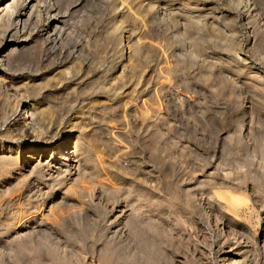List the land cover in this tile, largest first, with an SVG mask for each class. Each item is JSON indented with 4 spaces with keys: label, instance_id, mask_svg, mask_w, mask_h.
Returning <instances> with one entry per match:
<instances>
[{
    "label": "rangeland",
    "instance_id": "obj_1",
    "mask_svg": "<svg viewBox=\"0 0 264 264\" xmlns=\"http://www.w3.org/2000/svg\"><path fill=\"white\" fill-rule=\"evenodd\" d=\"M50 2L62 33L2 67L0 155L22 163L0 174V264H264V0H145L138 26L118 0ZM137 35L164 57L131 78ZM21 99L52 143L68 130L75 169L24 159L46 135L22 131Z\"/></svg>",
    "mask_w": 264,
    "mask_h": 264
},
{
    "label": "bare ground",
    "instance_id": "obj_2",
    "mask_svg": "<svg viewBox=\"0 0 264 264\" xmlns=\"http://www.w3.org/2000/svg\"><path fill=\"white\" fill-rule=\"evenodd\" d=\"M143 2H145V0H118V2H116V8L117 9L119 8L118 14L120 15V18L125 19L128 22L130 21V23L133 24V26L134 25L135 26L140 25L141 19L139 16H137L135 14V12L133 11V8H135V7L140 8V6L142 5ZM152 4L153 3L151 2L148 4V7H146L147 12H150L153 9L154 6ZM53 6L54 5H53V3L50 2V0H45V1L44 0H0V82H2V80H3L2 67L5 66V64L8 61L10 54H12V53H10L11 50H12V52H15V51L20 52L21 50H24L23 49L24 47L26 48L27 44L34 41L35 38L37 39L38 37H42L45 35V37H44V38H46L45 40H48L53 35H59L58 33L61 32L60 24L63 22L62 21L63 17L60 16L58 12H56V10L53 8ZM43 10H44L45 15H46V17H45L46 21H45V26L42 27V26H40V21H41V15H42ZM136 13H138V12L136 11ZM129 26H131V25H129ZM190 26H192V24ZM133 29H136V28H133ZM116 31H117V29L114 31V33H117ZM112 33H113V31H112ZM17 36H18V38H17ZM145 39H143V37H141V36H138L136 39H134L130 36H128L125 39L122 36L119 39V42H121V45L123 48V52H124V54H126L127 58L125 61H122V59H121L118 67H120L121 70H123V71H127V73L129 74V76L131 78H133V77H135V75H137V71H139V72L142 71L141 72L142 74H140V76H143V73L144 74L146 73L147 68L146 67L144 68V66H143V60L145 61V59H143L144 57H147L148 55L150 56V54L152 56L154 53H155L156 57H164V55H161L162 51L160 49L156 48V46H154V44H152L153 42L149 43L148 39H146L147 41ZM114 44H116L115 46H117V48H118V42H116ZM126 47L129 48V50H130L129 53H128V50L126 51ZM110 48H111V46H110ZM113 50H114V48H113ZM80 56H81V53H80ZM139 68H142V69L140 70ZM128 74L126 76H128ZM18 97H19V95H18ZM16 108L23 110L24 118L18 120L19 125H21L22 131L25 132L27 127H30L31 131L34 133L33 136H37V138H39L38 137L39 133L40 132L42 133L43 131L45 133L42 136L44 137L46 135L44 137L45 142H46L45 147H34V148L30 149V145L28 142L21 144V146H18L19 150H23L25 152V155L27 154L24 159L25 160L27 159V161H29V162L30 161H36V159H34L35 158L34 156L38 155V159H39L41 154L44 153V151H46V150H51V153H52V152L58 151V149H62L65 153V157L63 158V163H64L65 167L69 171L75 169L76 166L74 167V163H73L74 159L70 157L71 153L68 154V152H67V151H69L68 149H69L70 145H72L71 144L72 137L68 135V133H67L68 130H66V129L62 130L64 134L61 135L56 140V142L52 143L50 141L51 137L49 135H50V133H52V126H54V125L48 119L43 118V116L45 115V112L43 115L42 111L39 110L40 108L31 104L28 99L18 100V102L16 104ZM15 113H16V111H15ZM50 118H51V115H50L49 119ZM57 133H58V131L56 132V134ZM29 137H31V136H29ZM48 139H49V141H48ZM1 154H3V155H0V174H1L2 170L5 167H7V165L9 166V164L12 163L11 157L7 155L8 154L7 152L3 151ZM73 155H74V153H73ZM40 159H41V157H40ZM42 160H44V158H42ZM47 161H50V160H47ZM21 163H22V161L20 160V158L17 154L16 159L13 161L14 165L11 167L9 166L10 168L8 171L7 179H9V178L14 179L15 178L14 174L17 171H19ZM47 163H50V162H47ZM47 163L45 162L43 164H47ZM38 164H40V163H38ZM47 204H46V206H47ZM228 255L229 254H227V253H222L219 257H221V259L223 258V260L226 261ZM109 257L107 258V260H109ZM102 258L104 260L105 257H102ZM110 259H111V257H110ZM108 262H111V261H108ZM115 264H117V263H115Z\"/></svg>",
    "mask_w": 264,
    "mask_h": 264
}]
</instances>
